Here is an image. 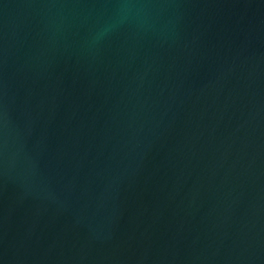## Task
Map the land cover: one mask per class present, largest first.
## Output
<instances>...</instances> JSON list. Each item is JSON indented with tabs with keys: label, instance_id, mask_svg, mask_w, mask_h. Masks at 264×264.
<instances>
[{
	"label": "water",
	"instance_id": "1",
	"mask_svg": "<svg viewBox=\"0 0 264 264\" xmlns=\"http://www.w3.org/2000/svg\"><path fill=\"white\" fill-rule=\"evenodd\" d=\"M0 264H264V0H0Z\"/></svg>",
	"mask_w": 264,
	"mask_h": 264
}]
</instances>
